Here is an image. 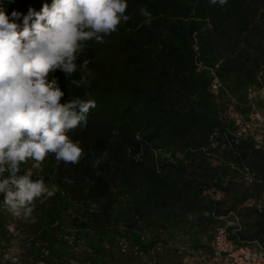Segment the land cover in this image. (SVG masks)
<instances>
[{
	"label": "trees",
	"instance_id": "trees-1",
	"mask_svg": "<svg viewBox=\"0 0 264 264\" xmlns=\"http://www.w3.org/2000/svg\"><path fill=\"white\" fill-rule=\"evenodd\" d=\"M51 1L0 0V11L22 29L29 10L39 12ZM127 2L129 19L104 43L86 42L78 57V65L89 61L87 84L73 83L86 75L80 70L68 77L61 70L50 74L65 92L61 103L92 99L96 107L86 127L68 132L83 149L79 163H57L52 154L43 161V180L57 191L39 199L50 205L31 226L27 255L34 264H123L120 255L124 264H169L165 251L179 246V228L190 233L195 225L211 224L207 244L193 236L194 248L211 254L221 222L213 214L232 210L243 228L231 236L264 244V212L250 205L262 184L235 181L244 163L264 180V148L236 137L230 111L234 105L248 117L250 88L264 87V43L249 41L258 30L264 39L258 24L264 0ZM247 45L260 51L252 60ZM216 78L223 83L218 93ZM258 108L264 114V104ZM214 186L224 192L221 200L214 199ZM64 198V215H52ZM5 218L0 210V238L7 239ZM79 243L85 246L80 252Z\"/></svg>",
	"mask_w": 264,
	"mask_h": 264
},
{
	"label": "clouds",
	"instance_id": "clouds-1",
	"mask_svg": "<svg viewBox=\"0 0 264 264\" xmlns=\"http://www.w3.org/2000/svg\"><path fill=\"white\" fill-rule=\"evenodd\" d=\"M127 8V0H52L39 12L29 10L22 29L0 11V193L13 216L29 217L37 199L57 191L43 178L34 181L29 170L18 175L21 165L41 163L49 154L57 163H79L83 149L68 132L86 127L96 107L92 99L61 103L65 92L50 74L61 70L68 77L80 70L86 75L73 83L87 84L89 61L77 64L85 43H104L129 19Z\"/></svg>",
	"mask_w": 264,
	"mask_h": 264
},
{
	"label": "rangeland",
	"instance_id": "rangeland-1",
	"mask_svg": "<svg viewBox=\"0 0 264 264\" xmlns=\"http://www.w3.org/2000/svg\"><path fill=\"white\" fill-rule=\"evenodd\" d=\"M52 3V1H51ZM261 28L264 29V22L262 20L259 21ZM23 28V27H22ZM255 34L250 36L249 41L253 43L254 45L264 43V39L261 38L263 35L261 31L254 32ZM249 50V53L253 56H249V59L252 60L254 56H258L260 51L255 50L253 47H250L249 45L246 46ZM264 58V54L260 55V59ZM264 60V59H263ZM262 60V61H263ZM256 91V104L257 109L258 104H264V92L255 89ZM27 170L31 171L33 173L32 179L38 180L39 178H45L48 174V171L44 168V163H37L35 161H29L26 164L21 165V170L18 173V175H25L27 173ZM4 193H0V196L4 198ZM233 195V194H232ZM45 198H41L40 201H43ZM65 205L58 204L55 211H53L52 215L58 216V210L62 212V215L65 213V208L67 206L66 202L67 199L64 198ZM45 204L50 205V200L47 199V202ZM45 204H41L39 202V199L35 201V207L29 217H24L21 215L20 217L13 216L8 210L7 206L4 204V200L1 203L0 210L3 211L5 215V222L4 226L5 229H7V239L2 237L0 238V264H13V261L17 258H19L18 263L19 264H34L31 257L27 255V246L28 242L31 239V236H33L32 228L31 226L37 222L40 221L43 211L45 210ZM68 221V227H72V223L70 218H67ZM247 221V220H246ZM48 223V222H47ZM248 222H246L247 225ZM48 226V225H47ZM50 226H48L49 228ZM179 239L176 237H169L165 236L166 240L174 241L178 240L179 246L177 248L168 246L166 248V255L165 260L169 259V264H211V254L206 253L207 250L205 248H199L196 250L194 248V237L195 239H198L202 241L203 243L207 244L210 241V236L212 228L211 224L208 228L204 229L201 228L200 225H195L191 232L188 233V229L185 228H179L178 230ZM177 234V235H178ZM176 235V236H177ZM194 236V237H193ZM174 238V239H173ZM79 246L77 247V250L83 251L85 249L84 244L79 243ZM140 257L141 262H148L149 257H143L141 255ZM148 256V255H146ZM17 257V258H16ZM117 260L121 263H125L124 257L120 255V257H117ZM149 263V262H148ZM166 263V262H165ZM109 264H116V262H112L109 260Z\"/></svg>",
	"mask_w": 264,
	"mask_h": 264
},
{
	"label": "built area",
	"instance_id": "built-area-1",
	"mask_svg": "<svg viewBox=\"0 0 264 264\" xmlns=\"http://www.w3.org/2000/svg\"><path fill=\"white\" fill-rule=\"evenodd\" d=\"M223 83L219 78L213 82L212 88L218 93L219 87ZM256 87L250 88L248 92V105L252 107L251 113L246 117L242 112L236 110L234 105L231 107V117L236 123V137L253 140L256 149L264 148V114L257 109L256 104ZM259 90L264 92V87ZM228 140L223 137L222 141ZM229 166V165H228ZM254 170L246 163L243 164L240 174L235 181L245 182L247 185L255 183L262 184L260 195L252 199L250 205H254L258 212H264V180L260 181ZM224 184H229V174L223 176ZM214 194V199L221 200L224 192L214 186L210 189ZM215 220L221 221L214 230L212 239L213 253H211V264H264V244L258 240H241L236 241L231 235H238L242 231L243 224L241 216L234 210L223 214H213Z\"/></svg>",
	"mask_w": 264,
	"mask_h": 264
}]
</instances>
